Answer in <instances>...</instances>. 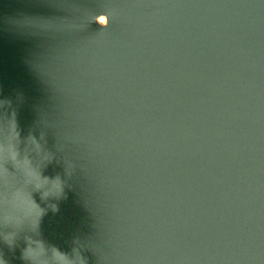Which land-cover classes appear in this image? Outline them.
I'll return each instance as SVG.
<instances>
[{"label": "water", "instance_id": "1", "mask_svg": "<svg viewBox=\"0 0 264 264\" xmlns=\"http://www.w3.org/2000/svg\"><path fill=\"white\" fill-rule=\"evenodd\" d=\"M5 99L0 145L14 111L33 165L66 181L50 244L78 237L88 264H264V0H0ZM7 157L0 224L41 203Z\"/></svg>", "mask_w": 264, "mask_h": 264}, {"label": "clouds", "instance_id": "2", "mask_svg": "<svg viewBox=\"0 0 264 264\" xmlns=\"http://www.w3.org/2000/svg\"><path fill=\"white\" fill-rule=\"evenodd\" d=\"M0 107H11V100H0ZM9 130L14 142L0 145V148H6L7 159L17 167L23 166L26 175L35 179V192L39 194L40 201L45 206L37 203L34 195L29 193L22 216L5 215L3 223L0 224V243L6 245L13 253L20 248L19 258L23 264H88L78 237L74 238L70 251H63L43 238L40 230L42 217L49 209L53 213L59 211L57 202L67 198L66 181L59 174L54 177L44 175L41 169L33 165L28 154L29 145L34 146L38 152L43 151V147L31 131L26 137H21L14 111L9 122ZM52 159L53 157L46 156V162ZM0 264H9L2 251Z\"/></svg>", "mask_w": 264, "mask_h": 264}, {"label": "bare ground", "instance_id": "3", "mask_svg": "<svg viewBox=\"0 0 264 264\" xmlns=\"http://www.w3.org/2000/svg\"><path fill=\"white\" fill-rule=\"evenodd\" d=\"M100 20H101V22H102V23H104V22H105V20H104L103 18H102V19H100Z\"/></svg>", "mask_w": 264, "mask_h": 264}]
</instances>
